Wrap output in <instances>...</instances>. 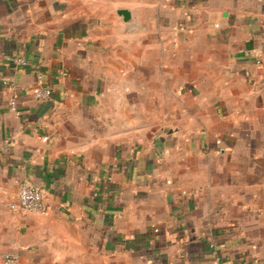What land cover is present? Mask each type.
Segmentation results:
<instances>
[{
    "label": "crops",
    "instance_id": "1",
    "mask_svg": "<svg viewBox=\"0 0 264 264\" xmlns=\"http://www.w3.org/2000/svg\"><path fill=\"white\" fill-rule=\"evenodd\" d=\"M258 59L264 0H0V264H264Z\"/></svg>",
    "mask_w": 264,
    "mask_h": 264
},
{
    "label": "built area",
    "instance_id": "2",
    "mask_svg": "<svg viewBox=\"0 0 264 264\" xmlns=\"http://www.w3.org/2000/svg\"><path fill=\"white\" fill-rule=\"evenodd\" d=\"M258 63H262L264 60L258 59ZM20 64H26L24 58L18 59ZM36 81L38 87L34 91V97L41 102H50L53 100L54 91L53 88L44 84V72L38 69L35 73ZM12 110L17 111L16 100H12L11 105ZM11 208L14 210H19L34 214H47L48 206L45 200L44 190L32 184L28 180H23L19 184L17 199L12 203ZM6 260L8 263H12L14 258L12 256H7Z\"/></svg>",
    "mask_w": 264,
    "mask_h": 264
},
{
    "label": "water",
    "instance_id": "3",
    "mask_svg": "<svg viewBox=\"0 0 264 264\" xmlns=\"http://www.w3.org/2000/svg\"><path fill=\"white\" fill-rule=\"evenodd\" d=\"M119 13L124 16L125 20H129L130 19V12L128 10L121 9V10H119ZM163 140H164V137H161V141H163ZM159 148H161V145H158V149ZM159 150L161 151V149H159Z\"/></svg>",
    "mask_w": 264,
    "mask_h": 264
}]
</instances>
